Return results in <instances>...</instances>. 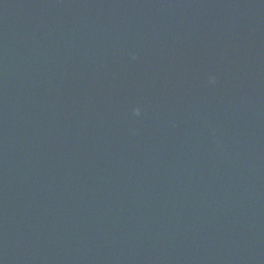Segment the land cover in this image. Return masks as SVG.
I'll use <instances>...</instances> for the list:
<instances>
[{
	"label": "water",
	"instance_id": "1",
	"mask_svg": "<svg viewBox=\"0 0 264 264\" xmlns=\"http://www.w3.org/2000/svg\"><path fill=\"white\" fill-rule=\"evenodd\" d=\"M0 264H264V0H0Z\"/></svg>",
	"mask_w": 264,
	"mask_h": 264
},
{
	"label": "clouds",
	"instance_id": "2",
	"mask_svg": "<svg viewBox=\"0 0 264 264\" xmlns=\"http://www.w3.org/2000/svg\"><path fill=\"white\" fill-rule=\"evenodd\" d=\"M137 114L139 115V110H138V113Z\"/></svg>",
	"mask_w": 264,
	"mask_h": 264
}]
</instances>
